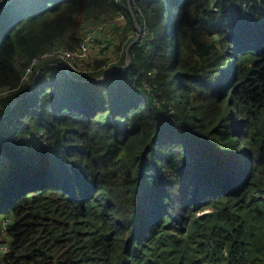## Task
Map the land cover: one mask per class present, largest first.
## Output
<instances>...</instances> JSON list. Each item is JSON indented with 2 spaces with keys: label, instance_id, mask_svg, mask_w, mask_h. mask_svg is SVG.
<instances>
[{
  "label": "trees",
  "instance_id": "1",
  "mask_svg": "<svg viewBox=\"0 0 264 264\" xmlns=\"http://www.w3.org/2000/svg\"><path fill=\"white\" fill-rule=\"evenodd\" d=\"M118 14L117 64L21 79ZM1 87V264H264V0H0Z\"/></svg>",
  "mask_w": 264,
  "mask_h": 264
},
{
  "label": "built area",
  "instance_id": "2",
  "mask_svg": "<svg viewBox=\"0 0 264 264\" xmlns=\"http://www.w3.org/2000/svg\"><path fill=\"white\" fill-rule=\"evenodd\" d=\"M256 1L257 0H238L239 10L242 12L246 11L248 7ZM213 9H217L216 5H213ZM122 16V14L110 15L107 18L94 23L93 25H83L84 32L83 34H81V37L77 44L70 45L67 42H56L52 44L49 48L34 55L29 61V63L25 66L21 75V79L27 78L28 74L33 71L35 66L42 63L43 60L48 58L53 59L55 64L61 66L68 73H70L71 71H75L77 73H83L88 71L89 66L85 64L84 61L87 60V54L89 52L90 46L95 41V38L98 37L99 33L101 34L105 32L104 26L106 24L108 26H111L112 24H114V22H116V20H118L119 17L121 18ZM144 33L145 28L143 26L138 27L136 30L135 38L133 39L136 40L138 38H142ZM111 35V32H105V34L101 37L100 40L101 47H104L107 43L110 42ZM30 85H32V83ZM9 91L10 88L1 87L0 96L7 94ZM40 132L41 131H39V133ZM8 159L9 158L4 154H0V163H3ZM255 194L264 197V192L255 191ZM9 219V216L7 215L2 216V227L0 228V264L2 255L9 249L8 241L3 235L6 225L9 222Z\"/></svg>",
  "mask_w": 264,
  "mask_h": 264
},
{
  "label": "rangeland",
  "instance_id": "3",
  "mask_svg": "<svg viewBox=\"0 0 264 264\" xmlns=\"http://www.w3.org/2000/svg\"><path fill=\"white\" fill-rule=\"evenodd\" d=\"M106 13L107 12H105V14ZM105 14H102L101 16H104ZM99 19L103 20V19H105V17L104 18L101 17ZM100 20H98L96 22H99ZM123 23H124V19H122V17L121 18L119 17L118 20H116V22H114V24H112L111 26H108L107 24L104 26L105 32H111L112 33V35L110 37V42L107 43L104 47H101L100 46V44H101L100 40H101V37L105 34V32H103L101 34L99 33L98 37L95 38V41L93 42V44L89 48V52L87 54V60L84 61L85 64L88 65V62H91L92 59L94 58V56H102V57L105 56V57H108V62L116 63V61L118 60V57H119L122 50L117 51L116 45L119 43V41H118L119 38L117 37L118 30L115 31L114 27L117 24L120 26ZM84 25L85 26L86 25H93V23L86 22V23H84ZM136 30H134L131 33L132 40H133V38H135ZM83 32H84V28L81 29V34H83ZM120 46L126 47V45L124 43L120 44ZM112 63H110V64H112ZM106 65H108V64H106Z\"/></svg>",
  "mask_w": 264,
  "mask_h": 264
},
{
  "label": "water",
  "instance_id": "4",
  "mask_svg": "<svg viewBox=\"0 0 264 264\" xmlns=\"http://www.w3.org/2000/svg\"><path fill=\"white\" fill-rule=\"evenodd\" d=\"M138 27H139V26H138ZM138 27H137V28H138ZM132 41H134V39H133V40H131V42H132Z\"/></svg>",
  "mask_w": 264,
  "mask_h": 264
}]
</instances>
